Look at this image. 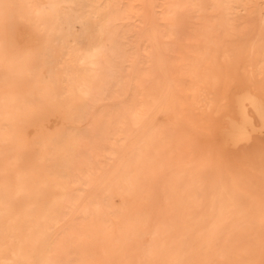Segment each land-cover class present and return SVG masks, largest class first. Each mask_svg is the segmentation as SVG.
Listing matches in <instances>:
<instances>
[{
  "label": "bare ground",
  "instance_id": "6f19581e",
  "mask_svg": "<svg viewBox=\"0 0 264 264\" xmlns=\"http://www.w3.org/2000/svg\"><path fill=\"white\" fill-rule=\"evenodd\" d=\"M62 1H73L72 10L76 2L79 8L85 3L86 12L75 9L74 20L85 24L93 20L92 35L102 40L95 49L81 52L74 47L73 50L81 63L89 64L90 80L69 72L64 90L59 92L57 71L51 72L42 62L36 64L35 51L13 54L4 37H0V63L18 73L7 83L8 90L0 93V121L12 127L2 139L10 140L19 126L17 122H22L24 114L35 110L27 101L29 94L39 95L48 114L64 103L69 106L62 117L55 119L57 123L74 119L73 103L77 100L80 105L93 99L103 100L107 93L105 83L96 87L93 83L104 69L116 67L114 75L120 77L123 88L129 83L128 73L134 72V81L140 88L139 101L136 106L120 102L121 129L103 155V159L116 158L117 166L114 164L116 167L110 173L112 178L99 184L100 193L80 206L76 203L78 198L90 190L93 172L101 165L92 164L84 172L78 169L88 162L87 157L102 155L92 145L87 157L77 159L76 150L87 144L86 141L82 143L81 134L72 135L59 146L50 140L54 133L51 132L32 163L25 160L26 144L16 147L8 156L10 160L6 157L0 165V222H3L0 252L7 250V254L0 255V264H60L62 257H66L67 264L69 248L78 249L77 264H263L264 165L261 161L264 139L256 135L264 134V46L260 44L264 33L260 35L251 30L249 22L251 15L264 5V0H155L162 52L154 49L144 21L146 0H133L136 13L131 8H123L126 0H17L26 5L19 19L32 20L36 33L43 35L44 46L40 50L44 55L49 54V45L69 36L76 39L70 29L60 33V23L72 21L69 14L61 10ZM12 3L13 0H0V33H7L11 27ZM184 12L192 27L188 39L193 43L201 42V48L187 45L182 51L177 45L182 36L178 17ZM133 14L138 22L136 40L134 29L130 28L124 37L128 38L131 49L121 47L119 52L120 33L126 28V19ZM215 27L222 28V33ZM36 33L23 30L21 38L33 37L38 43ZM235 36L249 40L242 53L250 61L257 60L254 65L250 61L242 65L246 72L245 86L233 85L234 75L229 68L221 78L209 69L211 57L229 52L227 47L220 45L224 44V38ZM139 41L144 48L143 62L137 64L136 57L135 65L137 50L134 51V46L136 42L137 47ZM165 66L167 84L161 77ZM44 70L49 72L51 81L41 84L40 74ZM24 76L29 78L30 84L18 92L16 87ZM220 81L222 90L218 98L208 99L219 102L215 106L207 104V109L209 112L227 109L228 100H232L235 115H229L227 125L218 128L216 133L223 147H240L239 155L244 164L247 165V159L252 156L257 159L254 162L261 163V169L248 175V172L234 173L228 166V179L218 184L217 191L212 190L210 203L206 205L201 194L206 183L200 171L206 164L218 160L209 152L201 156L196 154L200 142L211 144L214 138L210 125H204L190 114V101L199 108L200 100H204V83L214 85ZM14 100H20L22 105H16ZM145 122L149 127L139 135L140 131L136 130ZM183 128H191L195 134L200 130L206 133L205 136H187ZM34 130L30 125L29 131ZM129 141V154L121 159L118 152L123 145L127 148ZM59 150L65 156L57 164L59 173L49 175L44 163L49 155H57ZM121 152L125 154L123 147ZM98 180L94 179V184ZM161 180L164 202L157 201ZM51 186L56 193L47 198L43 189ZM156 204V211L162 218L152 225L144 244L148 212H152ZM199 208V216L194 219V210Z\"/></svg>",
  "mask_w": 264,
  "mask_h": 264
},
{
  "label": "rangeland",
  "instance_id": "374dc122",
  "mask_svg": "<svg viewBox=\"0 0 264 264\" xmlns=\"http://www.w3.org/2000/svg\"><path fill=\"white\" fill-rule=\"evenodd\" d=\"M4 1V0H1ZM69 2V3H68ZM71 1H62L60 3L61 10L65 14H69L70 19L72 20L70 24L67 22H61L60 23V33L66 32L67 30H71L72 33L75 35L76 39L72 36L67 37L66 40L58 42L54 45H49L48 47V55H44L41 53V47L43 45V35L39 33H36L35 24L32 20L30 21H23L19 19V15L24 13L25 11V3L19 4L17 0H13V3L10 7V13L14 14V18L11 20V27H9V31L7 33H0V37H4L6 40L7 48L15 55L23 54L27 51H35L37 54L36 56V64L39 62H42L51 72L57 71L58 72V80L56 83V88L59 92H62L64 90V85L67 83L66 74L69 72L72 73L74 76L86 78L87 80H90L89 75V64L88 63H81L78 60V56L75 54L74 47L80 48V51H85L88 49H95L97 44L102 41L99 38L93 37V33L95 30V24L93 20L88 21V23H83L77 20H74L76 10L79 9V12L85 13L87 6L85 3H82L81 7L79 8V4H74L73 10H72V3ZM150 2V3H149ZM154 3V4H153ZM70 4V5H69ZM149 4V6H148ZM152 4V6H150ZM69 5V6H68ZM124 9H133L136 13V4L133 0H126V3L124 4ZM151 7V8H150ZM123 9V10H124ZM152 9V12H150ZM158 8L155 7V0H146L144 5V21L146 23L147 28H149V33L152 45L154 49L157 52H162L163 49V43L161 39H159L158 36V29L160 27L159 25V18L157 10ZM150 10V11H149ZM124 14V12H123ZM152 14V15H151ZM207 14H209V10L207 11ZM150 16V17H148ZM152 16V17H151ZM179 24L180 29L182 32V36L177 41V45L179 49L182 51L187 49V45L190 48H201L202 43L199 41H196L195 43L191 42L188 39L189 33L191 32V25L189 23V18L187 16V13H181L179 15ZM264 5L262 4V7L256 12H254L250 17L249 22V28L253 30L254 32L259 33L260 35H263L264 33ZM151 20V22H150ZM154 20V21H153ZM125 23V29H123V32L120 33V37L118 40V51L121 52L122 48H128L129 50L131 47L127 44L128 38L124 37L126 35V31L130 28L134 29V35L136 40V24L138 22L136 21V15H130L129 18L126 19ZM151 25L149 26V24ZM154 26V27H153ZM27 29V30H26ZM216 31L218 33H222V28L215 27ZM28 31L29 33H36L38 40H40L37 43V40L33 37H29L27 40H22V32ZM156 31V35L154 32ZM140 35V36H139ZM138 39L141 37V33H139ZM187 37V38H186ZM262 38V37H261ZM25 39V38H24ZM156 40V41H155ZM29 41V42H28ZM158 42L155 44V42ZM249 41V40H248ZM248 41H246L243 37H225L224 38V44H220L221 46H225L229 49V52L226 55L217 54L214 57H211L209 59L210 62V72L213 74H216L218 76L223 77L227 71V68L231 69L234 75L235 84H240L245 86V74L242 65H244L246 62L250 61L248 57H246L242 52L246 49V46L248 45ZM193 43V44H192ZM34 44V45H33ZM261 46H264V40L261 39L260 41ZM105 45L108 46V42H105ZM158 45V47L155 48V46ZM44 46V45H43ZM184 46V47H183ZM137 48V49H136ZM160 49V50H159ZM52 50V52H51ZM137 50V56L135 54L134 62L136 65V57H137V64H140L143 62L142 58V52L144 51L143 43L139 41L136 42L134 46V51ZM80 53V52H79ZM136 53V52H135ZM257 60H251L250 62L254 65L256 64ZM115 69H104L99 76L100 78L97 79V81H94L93 85L98 86L99 84L105 83L107 93L106 97L103 100H95L93 101H87L85 104L80 105L81 102L77 100L74 102V110L76 111V114L74 116V119L72 121H64L63 123H57L55 120L56 118L59 119L62 115L69 109L68 105L65 103L62 104L61 107L57 108L55 111L51 113H47V109H43L42 102L39 98V95L37 93H32L28 95V103L35 108V110L28 112L26 115H23L22 122L18 121L19 126L16 128L15 134L10 140H3L2 137L6 135V133L10 132L12 130L11 124L6 121H0V165L3 161H6V157L9 155H12L14 151L16 150V147L20 145H27V150L25 151V160L27 162L32 163V161L35 160L37 157V154L42 149L43 143L46 142L51 132L53 133V137L50 139L54 143H58L59 146L65 144L68 140H70L71 136L74 134H81L82 135V143L83 141L87 142L85 146H80V150L77 149V159H80L81 157H87L88 148L93 145L94 150H97L102 153L101 156H93V157H87L88 162L85 164H82L80 166V169L78 171H86L90 165H101L99 169L97 168L94 170V178L92 185L88 188H90L91 191L94 190L96 194H94V191L89 194V191L84 193L82 197L78 198L77 200V206L82 205L85 202H88L90 199L94 198L100 193V185L104 182L106 179L112 178V175H110L112 169H114L117 166L116 158L113 159H103V155L105 154V151L110 143V141L115 138V136L118 134V132L121 129V103L129 102L131 105L136 106L138 104V98L140 95V88L136 86V82L134 81L135 75L134 72L130 71L128 73V85L126 88H123L124 85L122 81L120 82V77L115 76L114 73L116 72ZM165 66V68L162 67L161 71V77L164 84H167L168 79L165 78L166 75H168V71ZM166 73V75H165ZM15 71H10L4 64L0 63V93H3L4 91L8 90L7 83L14 78H16ZM168 77V76H167ZM51 81V76L49 72L43 71L40 74V83H48ZM30 80L27 76H24L20 79L16 91H20V89L24 86H29ZM232 85V86H233ZM124 90H123V89ZM139 89V90H138ZM222 90V82L220 81L218 84L211 85L209 83H204L202 87V98L204 100H200V107L196 108V104L193 103V101H190V114L192 117L199 119L204 125L208 123L210 127L212 128V137L213 142L206 143V142H200L197 146L196 154L206 155V153L209 152L214 158L217 157L218 162L208 165L206 164L200 171L201 176L205 179L206 188L201 193L203 195V203L206 205L210 203V197L212 196V190H216V187L218 184L228 179V173L230 167L231 171L238 174L247 173L248 175H253L256 173L257 170L261 169V163H256L253 160H257L256 158L253 159L252 156H250L248 161V164L243 163V158L240 157V147L233 148L231 146L223 147L221 140L219 139L217 135L218 128L224 127L227 125L226 119L227 117L235 115L233 110V101L228 100V108L227 109H220L218 111H208L207 104H212V106H215L218 104L219 100H208L210 98L217 99L220 92ZM138 91V92H137ZM16 105L21 106L22 102L20 100H14ZM121 102V103H120ZM97 104V105H96ZM120 105V106H119ZM196 113V114H195ZM198 114V115H197ZM222 116V117H221ZM226 116V117H225ZM30 125L34 127V131H29ZM37 129H36V128ZM149 127L148 122L144 123L139 129L136 131L141 134V131L146 130ZM29 128V129H27ZM142 128V129H141ZM213 128L217 130H213ZM44 130V131H43ZM183 132L187 136H205L206 131L200 130L197 131L196 134L193 132L194 130L191 128H183ZM135 133V135H138V133ZM103 135V136H102ZM102 136V137H101ZM101 137V139H100ZM136 137V136H135ZM134 137V138H135ZM258 138L264 139V134L256 135ZM132 139V137H131ZM50 141V143H51ZM216 141V142H215ZM85 142V143H86ZM49 149H51V145H49ZM128 146L123 145V154L121 152L122 147L120 148L121 153L119 157L122 159H125L130 151L131 148V141L126 143ZM54 146V145H53ZM130 146V148H129ZM125 149V150H124ZM226 149V150H225ZM72 152V151H71ZM128 152V153H127ZM51 153V151H50ZM100 153V154H101ZM123 154V155H122ZM64 153L62 150H59L57 152V155H54L50 157L49 159L45 161L44 163V169L49 173V175H52L53 173L58 174L60 167L57 166V164L63 159ZM10 160V158H7ZM97 160V161H96ZM114 160V161H113ZM92 161V163H91ZM100 162V164H99ZM112 162V163H111ZM264 165V159L261 161ZM91 163V164H90ZM111 163V166H110ZM247 163V162H246ZM116 166H115V165ZM110 166V167H109ZM109 168V169H105ZM256 168V170H255ZM107 171H105V170ZM101 171V172H100ZM104 172H106L104 174ZM12 173V172H10ZM9 173V176L11 175ZM108 173V174H107ZM77 174V173H76ZM97 177H96V175ZM100 174V176H99ZM94 179L98 180L95 181ZM98 182V183H97ZM100 184V185H99ZM164 185L163 181L161 180L160 186L157 190V201L158 202H164L163 199V193H162V186ZM74 187V186H72ZM92 187V189H91ZM98 187V188H97ZM74 189V188H73ZM76 189H74L75 191ZM199 195V191H196ZM53 193H56L55 187H47L43 189V195L47 198L53 197ZM162 196V197H161ZM81 201H80V200ZM207 200V201H206ZM157 202V203H158ZM158 204L154 206L152 212L149 211V224L147 225V232L143 235V242L146 244L147 239L149 238V230L152 227V225L162 218L161 214L157 213ZM149 210V209H148ZM147 210V211H148ZM199 209L194 210L193 218H198V212ZM205 211H208L204 208ZM213 211H216V207L213 208ZM69 216V215H67ZM207 219V217L205 216ZM58 227L57 225H54L52 228L55 230ZM2 230H3V222H0V240L2 239ZM77 252L78 249L69 248L68 252V259L69 262L67 264H77ZM7 250H3L0 252V255H6ZM37 254L35 255V257ZM38 260V257L35 258ZM66 257H62L60 259V264H66ZM264 264V261H263Z\"/></svg>",
  "mask_w": 264,
  "mask_h": 264
}]
</instances>
